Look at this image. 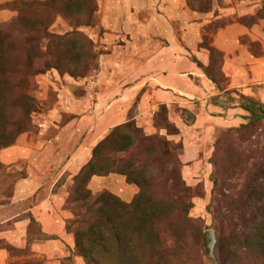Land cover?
I'll return each instance as SVG.
<instances>
[{
    "label": "rangeland",
    "instance_id": "1",
    "mask_svg": "<svg viewBox=\"0 0 264 264\" xmlns=\"http://www.w3.org/2000/svg\"><path fill=\"white\" fill-rule=\"evenodd\" d=\"M239 1L250 13L237 21L256 28L259 39L241 42L264 62V0ZM188 5L210 13L215 7L223 10L225 3L188 0ZM103 8L97 0H16L0 6V11L18 13L0 23V264H87L77 251L74 229L85 225L90 202L73 200L76 178L96 146L127 124L119 139L126 151L113 162L120 166L135 160L149 181V199L170 204L171 211L166 207L156 221L173 252L166 264H264V248L256 245L264 238V75L255 80L248 69L247 86L223 95L232 112L201 117L199 105H158L149 116L152 127L143 128L132 120L139 93L129 116L105 130L101 121L111 114L107 95L112 88L100 80L102 60L112 48L103 40ZM147 16L148 11L141 17ZM226 25L215 21L206 28L200 48L209 51L207 66L191 58L215 74L221 92L230 78L223 71L225 54L211 46L210 35ZM69 97L72 105L63 108L60 102ZM124 105L119 113H127ZM62 132L64 144L54 146L53 159L43 167L46 151ZM84 142L83 163L74 174L67 163ZM29 151L37 152L35 165ZM87 188L93 195L111 193L126 204L141 192L118 174L96 176ZM208 232L216 240L214 259L207 251ZM137 262L150 264L142 255Z\"/></svg>",
    "mask_w": 264,
    "mask_h": 264
},
{
    "label": "crops",
    "instance_id": "2",
    "mask_svg": "<svg viewBox=\"0 0 264 264\" xmlns=\"http://www.w3.org/2000/svg\"><path fill=\"white\" fill-rule=\"evenodd\" d=\"M14 1L0 0V6ZM222 1L225 3L223 10L215 7L210 13H200L189 7L188 0H97L99 6H104L102 25L106 33L103 40L112 48V54L102 60L104 74L100 80L101 84L108 81L112 88L111 94L107 95L112 100L111 114L101 121L105 130L129 116V107L132 108L133 103L138 101L134 98L139 93L141 101L132 120L140 127L150 128L152 118L149 116L158 105L170 107L177 104L181 109L199 105L201 117L232 112L229 104L222 100L223 95L229 90L247 86L250 80L248 69L255 74L253 79H263L264 62L254 57L241 42L244 37L259 40L255 34L256 28H247L237 21V18L250 12L241 6L239 0ZM146 11L149 16L142 18ZM17 15V12L11 10L0 11V23ZM222 20L227 22L225 28L218 29L210 37L211 46L225 54L223 71L230 78V85L225 92H221L206 72L191 60L195 57L201 65L209 64V51L200 48V44L203 43L206 28ZM107 71L108 76L105 75ZM102 100H107L105 95ZM60 104L65 108L72 105V101L69 97ZM99 104L107 103L101 101ZM121 105L128 107L126 114L118 112L117 108ZM175 122L178 125L180 123ZM72 127L73 124H69L68 131ZM85 129L77 133L79 139L82 133L85 134ZM64 136V132L60 133L57 144H52L46 151L42 160L43 167L48 159H53L54 146L64 144ZM85 142L67 163L66 169L74 168V174L80 171L83 163L81 154L87 145ZM29 152L28 158L35 165L37 152Z\"/></svg>",
    "mask_w": 264,
    "mask_h": 264
},
{
    "label": "trees",
    "instance_id": "3",
    "mask_svg": "<svg viewBox=\"0 0 264 264\" xmlns=\"http://www.w3.org/2000/svg\"><path fill=\"white\" fill-rule=\"evenodd\" d=\"M210 50L211 54L222 56L217 50ZM205 72L217 85L215 74ZM128 127V124L116 127L110 136L99 143L94 149L92 160L76 178L78 186L73 200L90 202L85 225L74 229L77 251L87 264H137V257L141 255L150 264H166V258L173 253L167 249L156 229V221L163 210L168 207L171 211L170 204L149 199L146 191L149 181L144 170L140 169L139 172L135 160L120 166L113 162L116 155L126 151L119 139ZM134 142L131 138L129 146L134 145ZM12 145L13 142L4 147ZM111 174L124 176L128 184L141 189L132 203L126 204L108 192L93 195L88 190L87 186L94 177ZM174 236L178 240L179 234L175 233ZM263 241L264 238L256 245L264 248Z\"/></svg>",
    "mask_w": 264,
    "mask_h": 264
},
{
    "label": "water",
    "instance_id": "4",
    "mask_svg": "<svg viewBox=\"0 0 264 264\" xmlns=\"http://www.w3.org/2000/svg\"><path fill=\"white\" fill-rule=\"evenodd\" d=\"M209 236V246L207 247L208 253L211 255V258L214 259V247L216 240L214 238V232H208Z\"/></svg>",
    "mask_w": 264,
    "mask_h": 264
}]
</instances>
